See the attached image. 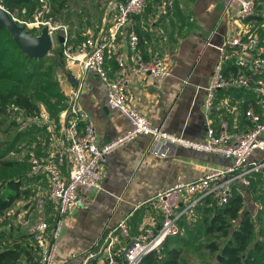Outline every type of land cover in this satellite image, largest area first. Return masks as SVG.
Returning a JSON list of instances; mask_svg holds the SVG:
<instances>
[{
  "label": "crops",
  "instance_id": "1",
  "mask_svg": "<svg viewBox=\"0 0 264 264\" xmlns=\"http://www.w3.org/2000/svg\"><path fill=\"white\" fill-rule=\"evenodd\" d=\"M115 1L96 0L85 7L69 5L61 11L63 18L54 21L56 25L66 27L70 40L77 42V58L73 61L65 59L58 70L61 88L67 96V106L59 113L58 120L49 118L42 110L40 120L47 119L46 123H34L41 130L24 137L31 154L46 158L50 138L58 144H66L64 127L72 101L83 107L91 117L99 144L129 129L128 120L118 110L107 106L103 81L92 72L81 75L78 61L82 57L86 38L105 35L112 27L116 14ZM238 5V0H147V8L134 18L132 26L139 34L142 55L159 54L167 68V75L161 79L145 74L133 78L128 86L135 106L153 125L187 139L201 140L208 123L215 130L223 120L230 127L245 129L249 125L244 116L245 110L252 108L264 115V97L256 91V80H264V73L249 72V86L218 89L212 108L206 110L203 106L206 87L220 55L217 47L229 36ZM256 14L263 18L248 20L246 24L256 33L258 30L261 35H258L259 40L264 43V14ZM126 32V28L118 32L114 46L126 53L125 61L131 65L134 61ZM54 33L61 35L60 28ZM54 44L57 45L58 41L53 40ZM106 67L109 73L116 69L112 59L107 60ZM235 70L230 61L225 63L226 73ZM260 157L264 158V153L254 152L251 155V159ZM231 162L229 158L183 146H176L168 155L160 156L151 150L149 135H137L109 154L99 190L79 188V192L89 200V205L73 209L63 216V226L55 240V263L82 264L83 254L95 247L106 229L114 227L122 219L128 222L129 235H119L115 249H124L141 227L156 228L160 224V213L154 201L158 191L180 181L195 180ZM60 169L66 176V164ZM28 174L32 176L27 182L31 193L46 198V177L43 174ZM235 189L245 202V196L250 195L248 186L236 183ZM49 209L50 203L46 201L48 215ZM244 210L249 211V208L244 207ZM194 211L205 215L201 203ZM184 215V221H187L191 214ZM247 256L248 252L243 254L241 264H253V259ZM34 258H37V253Z\"/></svg>",
  "mask_w": 264,
  "mask_h": 264
},
{
  "label": "built area",
  "instance_id": "2",
  "mask_svg": "<svg viewBox=\"0 0 264 264\" xmlns=\"http://www.w3.org/2000/svg\"><path fill=\"white\" fill-rule=\"evenodd\" d=\"M36 9L34 21L26 22L18 15H25L26 9L8 11L4 0H0V8L7 11L11 18L29 29L47 25L54 34L60 28L63 36V55L67 61L77 58L75 48L67 42L66 27L56 25L49 17L39 19L43 13L50 12L45 0ZM238 9L232 18L229 36L217 47L219 59L214 65L203 106L210 110L215 92L227 87H247L250 84V73H264V43L246 24L248 18L256 13L255 0H238ZM147 0H116L114 3L115 18L108 33L101 36H88L84 42L80 63L81 75L92 72L99 76L106 86V104L110 109L118 110L129 122L130 127L124 133L99 144L94 123L83 107L72 101L67 110L64 127L66 144H58L50 138L48 156L42 158L30 154L28 158L30 173L43 174L48 182L46 198H41L36 208L38 215L29 229L31 246L37 258L25 260L22 264H56V238L63 226V216L71 210L87 208L89 200L79 192V188L99 190L101 175L107 158L116 148L124 145L137 135L151 137V150L160 156L168 155L176 146L191 148L199 152L213 153L232 160L231 164L206 172L195 180L180 181L169 185L154 195V201L160 213V224L156 228L141 227L137 235L130 239L124 249L116 250L119 235H129V225L122 219L117 225L106 229L95 247L83 254L82 264H139L149 252L158 249L163 241L180 233L179 219L206 196L216 199L223 205L234 195L235 184L244 187L251 184L254 173L262 172L264 182V158L251 159L254 152L264 153V115L248 108L244 112L249 124L245 129L230 127L227 121H221L218 130L210 123L206 125L205 135L201 140L187 139L182 135L168 132L152 122L135 106L128 86L133 78L149 74L161 79L167 75L163 57L153 54L144 57L139 49V36L132 26L134 16L140 15ZM126 28L127 43L133 55V64H127L126 53L114 46L118 32ZM208 44L211 45L210 42ZM108 59L116 65L113 73L106 67ZM230 61L236 67L234 72L226 73L225 63ZM256 91L264 97V80H256ZM10 109L22 113L14 104ZM37 118V117H35ZM66 164L67 175L61 173L60 166ZM46 201L55 209L54 227L48 230L49 224L45 211Z\"/></svg>",
  "mask_w": 264,
  "mask_h": 264
},
{
  "label": "trees",
  "instance_id": "3",
  "mask_svg": "<svg viewBox=\"0 0 264 264\" xmlns=\"http://www.w3.org/2000/svg\"><path fill=\"white\" fill-rule=\"evenodd\" d=\"M36 1L4 0V3L8 11L25 8L27 13V11L29 12L28 7ZM68 1L52 0L51 11L61 13L62 9L69 6ZM255 2L256 13L264 14V0H255ZM146 8L147 2L144 10ZM256 13L248 20L263 18L262 15ZM23 26L25 28V25ZM134 29L137 32L135 27ZM257 33L260 35L258 30ZM67 42L76 48V41H72L68 37ZM50 52L49 55L40 59L30 57L19 49L7 28L0 27V115H6L9 110L12 111L10 105L14 104L23 110L22 113L26 117L29 116L31 120L29 127H25L24 131L16 133L14 142L23 140L26 135L41 130L34 125L38 122L35 117L38 115L39 119L41 117L39 103H42V107L44 106V111L48 117L56 121L59 113L67 106V96L61 88L57 75L65 60L63 43L58 42ZM39 96L44 97L41 99ZM24 162L22 159H5V152H0V171H9L11 174L8 178L0 179V226L4 222L8 210L17 201L31 193L24 188L29 179L32 178L28 174L30 172L29 162ZM253 175L251 184L248 186L250 193L257 188L258 183L262 184L263 182L262 172ZM200 203L203 205V213L205 214L202 219L206 234H220L222 237L221 241L215 239L206 243V247L212 253L217 252V260L214 264H241L244 259L243 254L247 252L249 254L247 258H252L253 264H264V243L257 241L252 243L255 236V219L249 211L244 210V198L236 189L234 195L223 205H218L216 199L211 196H206ZM197 207L198 204L186 216L190 215ZM49 213L48 215L47 211L48 230L56 218L54 207L51 204ZM184 217L185 215H182L179 219L180 228L185 222ZM2 234L4 231L0 229V264H22L25 260H31L35 257L36 252L29 239L15 238L3 245ZM188 242V239L182 237L180 233L169 236L158 249L146 254L139 264H182V247L187 246ZM251 243L253 244L252 248H250Z\"/></svg>",
  "mask_w": 264,
  "mask_h": 264
},
{
  "label": "rangeland",
  "instance_id": "4",
  "mask_svg": "<svg viewBox=\"0 0 264 264\" xmlns=\"http://www.w3.org/2000/svg\"><path fill=\"white\" fill-rule=\"evenodd\" d=\"M45 1L50 8V12L43 13V15L39 17V19L46 20L49 17H51L52 21H58L62 19L63 16L61 15V13H55L51 11L52 0ZM95 1L96 0H69L68 3L69 5H73L74 7L77 5L85 7L89 3H93ZM42 5L43 3L40 0H37L36 3L28 7L27 10H29V12L27 11L24 16L19 14L18 18L28 23L33 22L35 20V10L41 9ZM40 26L42 27L43 25ZM25 28L29 29L27 26H25ZM40 28L33 27L29 30L30 32L32 31L31 34H37L39 33ZM53 40L56 41V33H54L53 35ZM41 81L44 82V80ZM42 97L44 96H39V98L41 99ZM39 105L40 112L44 110V106L42 107V103H39ZM38 117L37 124L41 123L42 125H44L47 119L40 120L42 117H40V119ZM30 121L31 120L29 116L26 117L24 113H16L10 110L6 115H0V152H5V159H22L23 161L28 162L29 155L31 154L28 151L29 144H25V139L14 142V138L16 136V133H18L19 131H24L25 127H29L31 125ZM10 176L11 174L9 173V171H0V179L8 178ZM257 185V188L252 190L250 195H247V197L245 196L244 207L249 208L250 214L255 219V236L252 243H254L255 241L264 243V184L262 182V184L258 183ZM24 188L32 192L31 188H27V186H24ZM41 198L43 197L30 193L17 201L14 206L10 210H8L7 215L5 216L6 218L0 226V229L4 231V234L1 235L3 245L5 243L8 244L9 241L11 242L15 238L31 240L29 229L32 227L35 219L37 218L38 209L36 208V205ZM199 215L200 213H198L197 211H193L189 218L187 217L188 220L183 223V227H181L180 235L188 239L189 241L187 246L182 247V264H214L217 260V252L212 253L206 247V243L215 239L221 241L222 237H220V234L207 235L205 232V225L202 216ZM54 222L52 225H50L49 231L53 229ZM252 243L250 247L253 246ZM249 263L244 262L243 264Z\"/></svg>",
  "mask_w": 264,
  "mask_h": 264
},
{
  "label": "water",
  "instance_id": "5",
  "mask_svg": "<svg viewBox=\"0 0 264 264\" xmlns=\"http://www.w3.org/2000/svg\"><path fill=\"white\" fill-rule=\"evenodd\" d=\"M0 27H6L19 49L35 59L49 55L53 48V38L47 25H43L39 33L31 34L29 29L14 21L7 11L0 8ZM56 40L62 43L63 36L56 35Z\"/></svg>",
  "mask_w": 264,
  "mask_h": 264
}]
</instances>
